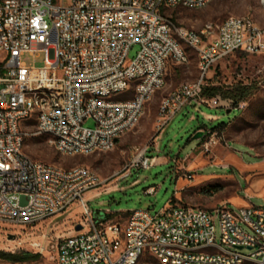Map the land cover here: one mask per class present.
I'll return each mask as SVG.
<instances>
[{
    "label": "built area",
    "instance_id": "obj_1",
    "mask_svg": "<svg viewBox=\"0 0 264 264\" xmlns=\"http://www.w3.org/2000/svg\"><path fill=\"white\" fill-rule=\"evenodd\" d=\"M203 3L210 0H0V222L34 227L79 205L82 218L74 233L57 243L58 264H139L138 252L163 264H241V259L264 264V207L223 203L207 210L170 200L155 215L142 209L130 212L124 224L107 221L86 199L100 184L94 170L56 172L55 165L32 160L18 145V138L33 135L16 129L20 114L41 109L43 117L31 125L59 153L109 151L116 132L134 125L138 97L164 82V57L189 62L182 49L201 57L200 81L181 84L156 139L190 105L222 107L204 95L205 79L236 53L264 54V28L231 16L199 32L183 31L164 13ZM171 36H179V44H171ZM135 46L139 50L127 64ZM39 54H44L42 67L36 66ZM127 76H141V83L126 85ZM41 86L55 87L56 104L29 103L31 87ZM89 91L121 92V99L95 101ZM202 131L210 135L202 145L209 152L216 136ZM153 164L154 157L143 150L128 168ZM195 175L184 170L189 181ZM25 213H34V220H25Z\"/></svg>",
    "mask_w": 264,
    "mask_h": 264
},
{
    "label": "rangeland",
    "instance_id": "obj_2",
    "mask_svg": "<svg viewBox=\"0 0 264 264\" xmlns=\"http://www.w3.org/2000/svg\"><path fill=\"white\" fill-rule=\"evenodd\" d=\"M174 26L199 31L208 23L221 24L231 16L250 17L264 28L263 0H213L202 8L175 7L164 9ZM139 50L135 46L128 56L127 64ZM189 62H172L165 75V86L156 91L147 101L140 122L132 130L119 138L113 148L106 152L92 155H66L59 153L47 141L46 136L36 135L34 124L28 125L33 135L25 142L24 153L34 160L70 169L86 166L94 170L100 184L94 189L102 192L88 202L92 212H107L104 219L124 224L135 210L149 209L152 214L162 211L174 197L176 191V169L187 158V162L208 161L211 165L197 171L202 175H216V185L221 187L218 198L231 196L245 197L243 190L247 184L241 174V168L223 167L215 163L231 154L238 155L245 163L262 162L264 164V54L236 53L214 67L205 79L207 89L215 92L214 96L222 107L212 108L190 105L184 108L167 124L159 135V107L164 96L176 87L198 78L197 52L188 49ZM25 61L32 65L31 59ZM44 65V54L36 58V66ZM239 86L249 88L245 101L238 104L226 97ZM212 93V92H211ZM230 110V112H228ZM208 115L218 116V120L208 119ZM222 123V129L216 130L215 142L209 152L202 145L209 142L210 135L201 140H194L198 129L211 130ZM86 126L94 127L93 121ZM143 150L150 157H166L168 162L149 169L128 168L134 158ZM160 151V152H159ZM229 162V159L225 160ZM235 183L236 186H233ZM155 188V193H148ZM210 191L217 192L215 187ZM212 194H210L211 196ZM251 205L264 207V200L258 197L248 198ZM203 208V207H199ZM205 209V208H203ZM82 218L79 205L48 218L34 227H22L0 222V252L40 254L34 261L14 263L0 258V264H58L57 243L60 238L74 233L75 225ZM139 264H163L155 256L145 254Z\"/></svg>",
    "mask_w": 264,
    "mask_h": 264
},
{
    "label": "crops",
    "instance_id": "obj_3",
    "mask_svg": "<svg viewBox=\"0 0 264 264\" xmlns=\"http://www.w3.org/2000/svg\"><path fill=\"white\" fill-rule=\"evenodd\" d=\"M187 53H188V49ZM189 55V54H188ZM170 63H172L170 61ZM169 63V64H170ZM178 63V62H176ZM184 64V63H180ZM198 69H199V58H198ZM200 71V70H199ZM198 78L192 82L193 83L199 79ZM177 88V87H176ZM208 119L218 120V116L208 115ZM160 152V151H159ZM189 158L184 160L176 169V191L174 193L175 202L182 205L193 206V207H203L207 210H211L220 204L223 203H231L236 207H246L251 205L248 198L258 197L264 200V164L260 161L255 163H245L238 155L231 154L224 160H220L215 163L217 165L231 168L240 167L241 174L244 176L246 181V188L243 190L245 193V197L241 196H231L228 198H218L219 190L221 187L214 183L215 180L218 179L216 175H202L198 174L197 171L205 168L208 165H211L208 161L203 162H187ZM229 159V162L225 160ZM168 162L166 157L157 156L154 157L153 166H159L166 164ZM191 170L196 173L194 181H189L184 177V170ZM233 186H236L235 183H232ZM210 187H215L218 191L214 193V191H210V196L207 195V191ZM237 187V186H236ZM239 190V187H237ZM102 192L98 190H92L87 193L86 199L89 201L95 199L100 196ZM98 218H105L104 215L107 212L97 211L94 212Z\"/></svg>",
    "mask_w": 264,
    "mask_h": 264
},
{
    "label": "bare ground",
    "instance_id": "obj_4",
    "mask_svg": "<svg viewBox=\"0 0 264 264\" xmlns=\"http://www.w3.org/2000/svg\"><path fill=\"white\" fill-rule=\"evenodd\" d=\"M213 0H210V2ZM264 1V0H263ZM208 3H203L202 7L207 5ZM235 19H248L250 17H237L234 16ZM252 19V18H250ZM256 26L260 27L257 23ZM183 31H191V32H199L195 30H190L183 28ZM171 44H179V36H171ZM182 59H189V55L186 49H182ZM171 61V57H164V82L155 85V88H152L151 93H146L145 96L138 97V109L134 114V125H130L129 128H125L116 132V141L114 144H110V149L115 146L117 141L120 137L126 134L128 131L132 130L135 126H137L140 122V119L144 113L145 105L150 97L158 90L162 89L165 86V75L168 69V65ZM178 63H184V60H175ZM201 66V57L199 56V69ZM200 77L197 81L193 83H188V85H196L199 83ZM133 83H141V76H127L126 77V85H133ZM181 85L174 89L171 93L164 96L160 107H159V118H158V125L161 128V123L165 119L168 118V108L171 106V102L173 100V95H177L180 93ZM89 98H95V101H105L108 102H116L117 100L121 99V92H114V93H107L105 92H98V91H89ZM38 100H47L49 104H56L57 103V94L54 86H41V87H31L30 96H29V103H36ZM41 117H43V110L41 109H34L33 114L31 113H21L20 120L16 121V129L20 131L21 135H28L29 131L28 128L31 124V121H40ZM27 138H18V145L22 152H24L25 142ZM51 144V143H50ZM58 152L59 148L51 144ZM62 154L66 155H88L87 153H72V152H62ZM34 160V159H32ZM84 166H76L72 168V171H83ZM85 169H89L85 166ZM56 172H65L64 168L56 167ZM98 177V176H97ZM25 220H34V213H25ZM147 254L146 252H138V259ZM202 264H220V263H210V261H203ZM241 264H259L257 262H249V259H241Z\"/></svg>",
    "mask_w": 264,
    "mask_h": 264
},
{
    "label": "trees",
    "instance_id": "obj_5",
    "mask_svg": "<svg viewBox=\"0 0 264 264\" xmlns=\"http://www.w3.org/2000/svg\"><path fill=\"white\" fill-rule=\"evenodd\" d=\"M212 92V93H211ZM215 92H213L211 89L205 88L204 90V95L205 96H214ZM249 94V88L244 87V86H239L237 90L230 92L228 96L226 97L227 99L234 100L237 104L241 101L246 100V96ZM227 123H222L215 129H211L212 132L216 130H223L222 128L226 125ZM204 127L199 128L198 130H202ZM172 201L175 202V198L171 199ZM40 254H33L31 252H21V253H4L0 252V258H3L5 260L14 262V263H20V262H26V261H34L38 260L40 258Z\"/></svg>",
    "mask_w": 264,
    "mask_h": 264
},
{
    "label": "water",
    "instance_id": "obj_6",
    "mask_svg": "<svg viewBox=\"0 0 264 264\" xmlns=\"http://www.w3.org/2000/svg\"><path fill=\"white\" fill-rule=\"evenodd\" d=\"M228 112H230V110H229ZM204 136H205V132L202 131V130H199V131H197V132L194 134L193 139H194V140H201ZM80 229H81V226H78V227H77V230H80Z\"/></svg>",
    "mask_w": 264,
    "mask_h": 264
}]
</instances>
